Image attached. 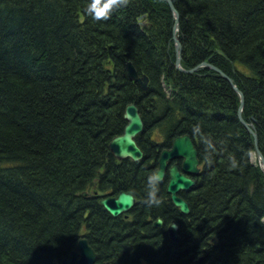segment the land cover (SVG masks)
I'll use <instances>...</instances> for the list:
<instances>
[{
    "label": "trees",
    "instance_id": "trees-1",
    "mask_svg": "<svg viewBox=\"0 0 264 264\" xmlns=\"http://www.w3.org/2000/svg\"><path fill=\"white\" fill-rule=\"evenodd\" d=\"M171 1L182 68L208 62L232 79L264 157V0ZM84 4L0 0V264H61L82 235L96 264H264V173L239 94L210 68L176 69L168 0H129L99 21ZM127 62L148 76L147 91ZM130 104L144 121L140 162L109 148ZM152 131L167 144L195 140L201 172L183 194L188 215L149 179ZM97 185L136 196L130 221L83 196ZM172 220L180 242L169 238Z\"/></svg>",
    "mask_w": 264,
    "mask_h": 264
},
{
    "label": "water",
    "instance_id": "water-1",
    "mask_svg": "<svg viewBox=\"0 0 264 264\" xmlns=\"http://www.w3.org/2000/svg\"><path fill=\"white\" fill-rule=\"evenodd\" d=\"M169 5L173 11L175 17L174 25V38H175V54H176V67L178 70L185 73H194L200 68H210L218 72L222 77L226 78L233 86L234 90L240 96V107L238 110V117L240 122L244 127L251 133L254 138L255 143V155L259 160V165L262 167L264 173V157L258 147V137L256 133V128L253 123H247L242 116L244 109V95L233 83L232 79L224 74L220 69L214 65L203 62L202 64L196 66L191 70H185L181 66L182 60V45L177 37V32L179 30V14L174 8L172 1L168 0ZM128 72L132 80L139 83L142 90H147L148 80L144 78L142 82L137 75L136 67L133 63L129 62L126 65ZM124 119L127 121L126 126L124 127L123 133L119 136L114 137L109 144V148L112 154L119 160L131 159L134 162H139L144 158V152L139 147L136 142V137L144 130V122L140 114L139 108L136 104L127 105L124 112ZM173 159H182V173L179 171L178 166L174 165L169 169V182L167 184V193L170 195L174 205L179 208L181 213L189 214L190 207L187 201L179 196V194L184 190L188 191L194 187L196 182L189 178L187 175L196 176L200 173V161L198 157V152L194 147V143L189 135H184L176 138L173 141L172 147L170 150H166L162 153L161 159H159V168L155 176L157 182H163L168 170V162ZM87 195V193H84ZM109 200H102L100 203L104 209L114 217H118L124 213H128L134 207L135 198L130 193H121L116 200L109 203ZM163 220L161 218L157 219L155 222L156 227L162 226ZM170 238L174 242H179L180 237L178 236V225L173 222L169 227ZM97 253L89 245L87 239L81 238L78 242L76 250L73 251L70 257L63 261L62 264H96ZM203 258L195 261V264H202Z\"/></svg>",
    "mask_w": 264,
    "mask_h": 264
},
{
    "label": "bare ground",
    "instance_id": "bare-ground-1",
    "mask_svg": "<svg viewBox=\"0 0 264 264\" xmlns=\"http://www.w3.org/2000/svg\"><path fill=\"white\" fill-rule=\"evenodd\" d=\"M173 41H174V46H175V38H173ZM127 63H129V62H127ZM132 63V62H131ZM211 64V63H210ZM127 65V64H126ZM175 67H176V62H175ZM136 69V68H135ZM176 69H177V67H176ZM193 69V68H192ZM178 70V69H177ZM191 70V69H190ZM126 71H127V76H128V78H129V80L131 81V82H133V83H135V84H137V85H139V83H137V81H135V80H132L131 79V76H130V74H129V72H128V69L126 68ZM136 72H137V75H138V78L142 81V82H144V78H147V80H148V85H147V90H148V88H149V78H148V76L146 75V74H144V73H140L137 69H136ZM191 74V73H190ZM140 86V85H139ZM147 90H144V91H147ZM240 107V106H239ZM244 110V109H243ZM243 113V112H242ZM140 114H141V112H140ZM142 116V115H141ZM123 118H124V116H123ZM125 120V119H124ZM126 121V120H125ZM124 130V129H123ZM185 135H188V134H185ZM180 136H184V135H180ZM180 136H177V137H174L173 138V141L176 139V138H178V137H180ZM190 136V135H189ZM191 137V136H190ZM191 139H192V142L194 143V147L196 148V150H197V152H198V148H197V146H196V144H195V140L191 137ZM111 143V142H110ZM173 144V143H172ZM140 148H142L141 146H139ZM171 149V148H170ZM169 149V150H170ZM164 151H166V150H163L160 154H159V157L157 158V160L156 161H158V162H156L155 164H153L152 165V167L154 168V170H155V173H154V178H155V176H156V173H157V171H158V168H159V159H161V155H162V153L164 152ZM114 156V155H113ZM115 157V156H114ZM198 157H199V153H198ZM253 158H255L254 160L255 161H253V162H255L256 164L259 162V160H258V158L256 157V155L254 154V156H253ZM175 160H181V165H180V167H179V165H177L178 166V169H179V171H180V168H181V171H183V169H182V166H183V160L182 159H173V160H171V161H169L168 162V166H169V163L170 162H172V161H175ZM199 161H200V159H199ZM140 162V161H139ZM259 164V163H258ZM260 166V165H259ZM261 167V166H260ZM262 168V167H261ZM200 172H201V163H200ZM200 174V173H199ZM198 174V175H199ZM198 175H196V176H193V175H187L186 174V176H192L193 178H191L192 180H194L196 183H197V181H196V178H197V176ZM190 178V177H189ZM196 186V184L194 185V187ZM95 193H97V190H95L94 191ZM127 193V191H118V192H116V191H114V190H111V191H108V192H105V193H103V194H105V196H107V198L106 197H103L101 200H100V202L102 201V200H109V201H111V202H113L114 200H116V198H118V196L121 194V193ZM166 192H167V188H166ZM186 191H182L180 194H179V196L181 197V198H183L182 197V193H185ZM84 193H87V195H84ZM92 194H93V188L91 189V191L90 192H83V196L84 197H86V196H89V197H91L92 198ZM167 195H168V199L170 200V202H171V204L174 206V208H176L180 213H181V211L179 210V208L178 207H176L175 205H174V203H173V201H172V199H171V197H170V195L167 193ZM185 201H186V199L185 198H183ZM99 202V205L104 209V207L101 205V203ZM111 202H109V203H111ZM188 203V202H187ZM190 207V206H189ZM105 210V209H104ZM106 211V210H105ZM107 212V211H106ZM130 212V211H129ZM128 212V213H129ZM108 213V212H107ZM109 214V213H108ZM124 214H127V213H124ZM181 214H183V213H181ZM111 217H113V218H117V217H114V216H112L111 214H109ZM123 215V214H122ZM122 215H120V216H118V217H122ZM183 215H188V214H183ZM123 218V217H122ZM124 219V218H123ZM132 218H130V219H125V220H128V221H130ZM173 222H175L177 225H178V236L180 237V235H179V224L177 223V221H175V220H172L170 223H169V225H168V229H167V232H168V235H169V238H170V234H169V227H170V225L173 223ZM155 224V223H154ZM155 226V225H154ZM81 238H85L83 235L80 237V239ZM79 239V240H80ZM86 239V238H85ZM171 239V238H170ZM79 240H78V242H79ZM88 241V240H87ZM180 241H181V238H180ZM179 241V242H180ZM213 241H216V239H213ZM89 243V242H88ZM77 245H78V243H77ZM77 245H76V247H77ZM90 245V244H89ZM76 247H75V249L73 250V251H75L76 250ZM72 251V252H73ZM71 252V253H72ZM71 253H70V255H71ZM70 255L67 257V258H65V259H63L62 260V262H61V264L63 263V261L64 260H66V259H68L69 257H70ZM200 258H202V257H199L198 259H196V260H194V264H195V261H197V260H199Z\"/></svg>",
    "mask_w": 264,
    "mask_h": 264
},
{
    "label": "flooded vegetation",
    "instance_id": "flooded-vegetation-1",
    "mask_svg": "<svg viewBox=\"0 0 264 264\" xmlns=\"http://www.w3.org/2000/svg\"><path fill=\"white\" fill-rule=\"evenodd\" d=\"M143 119V118H142ZM144 122V121H143ZM144 131V130H143ZM142 131V132H143ZM141 132V133H142ZM140 133V134H141ZM144 133V132H143ZM138 135L137 137H136V142L138 143V145L140 146V142H139V139H140V136L142 135ZM149 142L152 144V145H154V146H157V147H159V149H158V151H157V156H156V160H157V158L159 157V154L163 151V150H169L171 147H172V143H173V139H172V141L170 142V143H165L164 141H163V136L162 135H158V134H156L154 131H152V134L151 135H149ZM142 149V148H141ZM143 150V149H142ZM143 152L145 153V151L143 150ZM117 159V158H116ZM123 161V160H122ZM132 162H134V161H132ZM158 162V161H157ZM174 165H179V167H180V165H181V160H175V161H172V162H170L169 163V166H168V170H167V172H166V176H165V179H164V181L163 182H161L162 184H164L165 185V191H166V188H167V184H168V182H169V173H168V171H169V169H171ZM180 172L182 173V171H181V168H180ZM190 178H193L192 176H189ZM155 179V178H154ZM156 181V180H155ZM157 182V181H156ZM192 189V188H191ZM190 189V190H191ZM95 190H97V193H95L94 191ZM190 190H188V191H186V192H189ZM127 193H130V194H132L133 196H134V198H135V203H137L138 202V199L136 198V196L132 193V192H127ZM167 193V192H166ZM183 194L184 193H182L181 195H182V197H183ZM103 197H106L107 198V196H105V194H103V193H101L100 191H99V187H98V185L97 186H94L93 187V194H92V199H94V200H96V203L99 205V202H100V200L103 198ZM184 198V197H183ZM100 206V205H99ZM132 212H133V209L129 212V213H127V214H123L122 215V217L124 218V219H130V218H132L133 217V214H132ZM159 219V218H158ZM157 221V220H156ZM163 225H165V223L163 222L162 223V226ZM162 226H160V227H162ZM167 229H168V226H167Z\"/></svg>",
    "mask_w": 264,
    "mask_h": 264
},
{
    "label": "clouds",
    "instance_id": "clouds-1",
    "mask_svg": "<svg viewBox=\"0 0 264 264\" xmlns=\"http://www.w3.org/2000/svg\"><path fill=\"white\" fill-rule=\"evenodd\" d=\"M128 2L129 0H85L84 11L89 17L99 21L107 19L114 9L127 6ZM153 178L150 177V181Z\"/></svg>",
    "mask_w": 264,
    "mask_h": 264
},
{
    "label": "rangeland",
    "instance_id": "rangeland-1",
    "mask_svg": "<svg viewBox=\"0 0 264 264\" xmlns=\"http://www.w3.org/2000/svg\"><path fill=\"white\" fill-rule=\"evenodd\" d=\"M124 112H125V111H124ZM126 124H127V121H126ZM125 126H126V125H125ZM254 154H255V152H253L252 155H251V160H252V162L255 161V160H254L255 158H253ZM254 163H255V162H254Z\"/></svg>",
    "mask_w": 264,
    "mask_h": 264
}]
</instances>
